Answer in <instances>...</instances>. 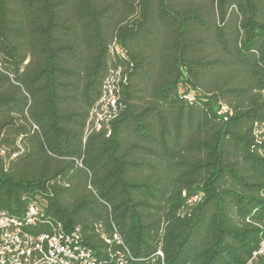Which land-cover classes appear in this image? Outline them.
Segmentation results:
<instances>
[{
	"label": "trees",
	"instance_id": "16d2710c",
	"mask_svg": "<svg viewBox=\"0 0 264 264\" xmlns=\"http://www.w3.org/2000/svg\"><path fill=\"white\" fill-rule=\"evenodd\" d=\"M0 147L99 264H264V0H0Z\"/></svg>",
	"mask_w": 264,
	"mask_h": 264
},
{
	"label": "built area",
	"instance_id": "2783aa9c",
	"mask_svg": "<svg viewBox=\"0 0 264 264\" xmlns=\"http://www.w3.org/2000/svg\"><path fill=\"white\" fill-rule=\"evenodd\" d=\"M114 49L119 52L116 45ZM121 81L125 77L118 69L103 81L101 94L88 119L90 129L104 127L107 135L110 133L109 122L117 115ZM3 152L4 148L0 147V155ZM199 198L195 196L189 202ZM44 201L31 202L21 214L0 212V264H99V257L83 244L80 229L66 227L46 212ZM105 241L110 243L109 239ZM263 250L264 241L253 256ZM158 254L161 255L160 251Z\"/></svg>",
	"mask_w": 264,
	"mask_h": 264
}]
</instances>
